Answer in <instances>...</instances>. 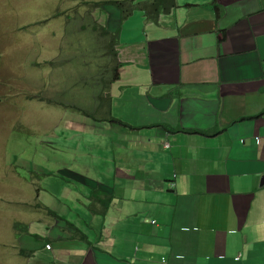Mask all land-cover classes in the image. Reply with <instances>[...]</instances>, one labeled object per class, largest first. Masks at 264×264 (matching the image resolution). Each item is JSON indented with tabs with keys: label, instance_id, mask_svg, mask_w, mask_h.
Returning a JSON list of instances; mask_svg holds the SVG:
<instances>
[{
	"label": "crops",
	"instance_id": "obj_1",
	"mask_svg": "<svg viewBox=\"0 0 264 264\" xmlns=\"http://www.w3.org/2000/svg\"><path fill=\"white\" fill-rule=\"evenodd\" d=\"M175 2L154 24L105 8L126 126H94L112 156L67 173L83 201L28 225V264H264V0Z\"/></svg>",
	"mask_w": 264,
	"mask_h": 264
},
{
	"label": "rangeland",
	"instance_id": "obj_2",
	"mask_svg": "<svg viewBox=\"0 0 264 264\" xmlns=\"http://www.w3.org/2000/svg\"><path fill=\"white\" fill-rule=\"evenodd\" d=\"M102 1L0 0V264H28L21 251L33 242L14 224L37 232L50 211L60 217L70 198L83 201L67 173L112 156L108 136L93 132L100 114L78 111L94 112L113 64L105 9L93 7Z\"/></svg>",
	"mask_w": 264,
	"mask_h": 264
},
{
	"label": "trees",
	"instance_id": "obj_3",
	"mask_svg": "<svg viewBox=\"0 0 264 264\" xmlns=\"http://www.w3.org/2000/svg\"><path fill=\"white\" fill-rule=\"evenodd\" d=\"M94 8H97L99 10H103L107 7H112L116 9L120 13V21L123 22L126 20L129 16H131L135 11H140L144 13V16L149 23H157L159 20V17L162 15L168 14L173 8L176 7L175 0H146L137 2V0H107L102 1L99 3H95L93 5ZM216 11L219 9V7L214 8ZM219 13V12H218ZM101 32L103 36L101 38H104L106 40V44L104 49L106 52L113 58V64L111 63L107 67L108 71V77L105 78L102 77L100 79L101 81V87L99 92L97 93V98L99 99L100 103L96 108H93L94 112H88L87 110L79 109L78 111L83 113L84 116L91 117L94 119V117L98 118L97 116L100 114V120L101 122L107 121L111 124H117L121 126H126L123 122L120 120L113 118L111 116L110 112V106H111V99L109 96V89L111 85L118 80L119 78V69L121 68V64L117 61L116 57V51L115 46L118 44V30L115 33H111L109 30L101 28ZM1 59V54H0ZM107 73V72H106ZM92 110V111H93ZM167 131L171 132H179L182 130H168V128H165ZM185 132V131H182ZM191 134H201V135H207V136H214L216 133L209 132V133H202V132H186ZM50 211V210H49ZM50 214L54 217H57L56 214L52 211H50ZM14 229L18 232L19 235L27 234L28 233V225L27 224H21V223H15ZM28 251L25 252V250L21 251V255L23 257L27 256ZM29 254V253H28Z\"/></svg>",
	"mask_w": 264,
	"mask_h": 264
},
{
	"label": "built area",
	"instance_id": "obj_4",
	"mask_svg": "<svg viewBox=\"0 0 264 264\" xmlns=\"http://www.w3.org/2000/svg\"><path fill=\"white\" fill-rule=\"evenodd\" d=\"M47 248L49 249L50 247H49V246H47Z\"/></svg>",
	"mask_w": 264,
	"mask_h": 264
}]
</instances>
